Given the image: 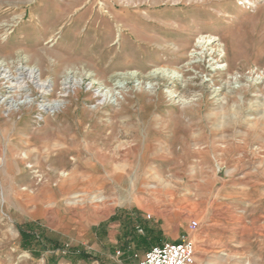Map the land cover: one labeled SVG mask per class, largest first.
Instances as JSON below:
<instances>
[{"label":"rangeland","instance_id":"374dc122","mask_svg":"<svg viewBox=\"0 0 264 264\" xmlns=\"http://www.w3.org/2000/svg\"><path fill=\"white\" fill-rule=\"evenodd\" d=\"M201 37L215 41L182 83L116 86L183 67ZM0 62L51 82L11 92L0 76V264H50L22 248L28 221L103 253L57 264H124L95 232L116 210L162 243L189 234L196 264H264V0H0ZM46 99L63 102L38 117Z\"/></svg>","mask_w":264,"mask_h":264},{"label":"trees","instance_id":"16d2710c","mask_svg":"<svg viewBox=\"0 0 264 264\" xmlns=\"http://www.w3.org/2000/svg\"><path fill=\"white\" fill-rule=\"evenodd\" d=\"M136 212L120 210L109 219V222L119 221L121 223L122 231L119 247L115 252L117 250L121 251L120 258L124 264H127L133 256H136L138 251H146L152 246L162 243V233L155 227L148 226L146 222H141ZM137 224L145 227V234L141 235L137 233ZM19 231L23 249L32 252L36 257H41L47 251L52 252L46 256L50 264H57L59 257L62 255L74 262L90 260L93 255H95L96 259L103 261L100 254L92 253L83 245L73 246L65 242L63 236L52 234L39 221L25 222L19 225Z\"/></svg>","mask_w":264,"mask_h":264},{"label":"bare ground","instance_id":"6f19581e","mask_svg":"<svg viewBox=\"0 0 264 264\" xmlns=\"http://www.w3.org/2000/svg\"><path fill=\"white\" fill-rule=\"evenodd\" d=\"M248 2H250V0H241V3L243 4H246ZM214 41L215 39L210 38V37L209 38H205V37L199 38L197 41V46L201 48V50L200 51L194 50L191 53L192 57L190 61L186 63L183 67L169 68L166 66H160L146 73L139 72V71L117 73L114 79L115 84L117 87L123 88L125 87V84L131 80H135L138 84L145 83L149 87H152L155 84H157L159 80L168 81L170 83H175V82L182 83L184 81V77L186 76L185 72L188 70H194V65L196 63L203 61L206 50L207 48H209L208 46L211 45ZM217 62H215L214 64H218ZM5 65H6L5 62L4 63L0 62V76L2 77L3 80L7 82L8 87L11 89V92L15 89H17L18 92L23 91L24 89L28 87V83L30 82L33 83L38 88L40 93L41 92L45 93L50 90V87H51L50 80L42 79L41 77L42 74L38 71L37 68L33 66L26 67L25 65L24 67H22V69H19L18 72L15 73L9 68L10 67L9 64H8L9 65L8 67ZM224 66L225 65L223 64L216 65L215 67L212 68V70H219ZM65 76L66 77H64V80L62 82L63 89H64L62 93L66 95L67 94L66 92L69 91L70 88H72L73 86H78V84L82 82L81 81L82 79L77 78L75 75V72H73L72 70L68 71L67 75ZM262 76L263 75H260L259 78L261 79ZM24 78L28 79L27 81H30V82H27ZM92 85H94V83ZM119 93H120L119 91H115V93H112V90H108L105 92H103L102 90H99L98 95H101L107 99V98L115 97V94H119ZM170 93L173 97L175 96L174 91H171ZM6 100L11 104H13L14 102L21 103L18 101L17 98H13L11 96H8ZM22 102L30 103L33 101L32 99H29L26 96ZM62 102L63 100L61 99H53V100L46 99L44 103L40 104L39 109L45 110V111L46 110L53 111V110H56L62 104Z\"/></svg>","mask_w":264,"mask_h":264},{"label":"built area","instance_id":"2783aa9c","mask_svg":"<svg viewBox=\"0 0 264 264\" xmlns=\"http://www.w3.org/2000/svg\"><path fill=\"white\" fill-rule=\"evenodd\" d=\"M6 66V65H5ZM45 110H41L38 117L42 116ZM151 218V214H147ZM200 224L197 220H192L189 224V230L195 232ZM137 232L143 233L140 225L136 227ZM196 244L190 235L181 236L178 242H163L149 248L142 260L138 264H196ZM121 256V251L115 252V257Z\"/></svg>","mask_w":264,"mask_h":264},{"label":"crops","instance_id":"0c3cea01","mask_svg":"<svg viewBox=\"0 0 264 264\" xmlns=\"http://www.w3.org/2000/svg\"><path fill=\"white\" fill-rule=\"evenodd\" d=\"M117 212V210L114 211V213L109 218L117 214ZM121 231L122 228L119 221L109 222L106 226H100V224H97L95 227V232L96 235L99 236L98 240L100 243L103 244V241H106L111 247L114 248V250L118 248ZM99 253L103 254L101 251H99Z\"/></svg>","mask_w":264,"mask_h":264}]
</instances>
